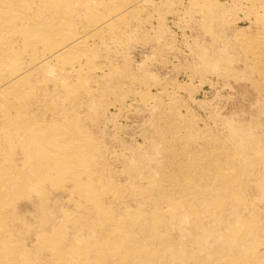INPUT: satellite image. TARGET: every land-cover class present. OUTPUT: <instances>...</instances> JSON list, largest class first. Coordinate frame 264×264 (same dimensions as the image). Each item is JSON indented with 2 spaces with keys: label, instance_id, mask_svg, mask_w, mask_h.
I'll return each instance as SVG.
<instances>
[{
  "label": "bare ground",
  "instance_id": "obj_1",
  "mask_svg": "<svg viewBox=\"0 0 264 264\" xmlns=\"http://www.w3.org/2000/svg\"><path fill=\"white\" fill-rule=\"evenodd\" d=\"M180 1L0 0V264H42V258L57 264H171L168 258L173 255L195 264L191 258L196 257V248H190L194 253L190 255V251L187 256L182 244L173 240L170 228L174 222L178 221L177 227L184 231V221L191 217L202 226L209 215L223 214L231 197L246 204L252 198L247 201L241 196L248 183L242 174L249 177L259 170L257 179L264 189V150L245 155L248 151L242 149V138L236 140L241 143L239 151L228 145L229 140L221 141L223 138H215L211 132L201 133L193 118L176 117L177 113L163 117L164 124L157 127L161 135L156 149L158 164L147 174L143 160H135L132 154L129 156L134 160L124 161L122 156L125 165L113 168L110 159L119 161L121 152L116 148L109 151L104 137L97 135L103 134L102 129L95 132L112 103L137 97L150 99L147 89L155 78L147 77L150 72L146 76L144 69V74L137 73L138 69L134 72L127 52L133 43L150 38L148 23L157 21L159 29L165 31L168 15H181ZM188 1L192 18L193 14L198 17L195 21L209 33L214 28L221 33L233 32L222 52L206 58V63L214 65L212 71L234 77L235 68L242 66L241 76L264 95V0H235L229 13L223 11L225 3L222 6L220 0ZM235 22L248 26L237 29ZM220 65L224 67L219 69ZM122 82L128 85L124 86L127 94L121 89L125 96L119 94ZM171 82L161 81L158 94L178 98L180 84ZM177 104L180 106L179 101ZM103 119L108 123L109 119ZM241 154L245 156L240 158ZM118 177L125 183L118 182ZM217 193L222 197L219 200L215 198ZM128 200L135 202L134 209L125 206L126 210L118 212L114 208L129 205ZM63 204L72 210L65 209L67 206L63 209ZM240 209L234 213L240 227L236 222L225 224L223 239L231 245L219 251V261L214 257V262L264 264L258 250L251 252V248L247 253L244 248L252 238V222L259 224L258 211L249 210L247 217L248 213ZM31 237L34 243L30 247L27 241ZM229 246L233 251L228 252Z\"/></svg>",
  "mask_w": 264,
  "mask_h": 264
},
{
  "label": "rangeland",
  "instance_id": "obj_2",
  "mask_svg": "<svg viewBox=\"0 0 264 264\" xmlns=\"http://www.w3.org/2000/svg\"><path fill=\"white\" fill-rule=\"evenodd\" d=\"M220 1L222 2V6H223V3H225L224 6H223V11L225 13H229V11L232 10V9L230 10V7L233 8V4L235 2V0H220ZM230 2L232 3V5H231ZM179 3H181L183 7L185 6L184 8H182L181 4H180L181 7L178 5V9H179V12H181L180 13L181 15L180 16L168 15L166 20H164V28L166 26V27H168L170 29L165 28L167 31L166 30L165 31H163V30L161 31L160 30L161 28L158 26L157 21H153V23H150L151 25H149V23H148L146 25V30H147V32H149L147 34H149L150 38H152V39L147 38V40L149 39L151 41L148 40V42H146L147 40H144V43H146V44L148 43L150 46L149 45L145 46V44L143 43V40H142V43L141 42H136L137 44L133 43V45L128 49L130 51L127 50L129 52V53L127 52V55L128 56L130 55L129 56L130 58L129 57L128 58L130 59L129 62L131 64V67H133V68L135 67L134 68L135 70L132 68L133 71L136 72V70L138 69L137 70V73H138V71L141 72L144 69V71H146L147 73L142 71L143 74L146 73L145 75L147 76V74H149V72H150V74H152V75L149 74L147 77H151L152 76L150 78L151 80H152V78H153V80L155 78V82L154 81L150 82V85H152V86H150L151 88L149 87L147 89L150 92L149 96L153 97V98L150 97L149 100L148 99L146 100V101H149V104H147L145 99H143L145 101L144 102V101L141 100L140 97H137V98L129 99V100L124 101V102H122L120 100V103H121V106H122L121 107V106H119L120 103H118V100H117L116 101L117 103L116 102L112 103V104H115L114 106L111 104L110 108L107 109L108 113L107 112L105 113V115H104L105 117L103 116V118L109 119V120H107L108 123L107 122L105 123L104 119L102 118L103 121L101 120L99 123H100V125H101L102 122H104V123H102L101 126L99 125V127L98 126L96 127L99 130H97L95 128V132H98V133L103 130L101 133H103L105 135H103V134L100 135V133L97 134V135L101 139L104 137L103 138L104 139L103 142H104V144H106V146L108 145V148L110 149L109 151L113 150L112 152H114V149L116 148L115 149L116 152H118V153L121 152V153H119V154H121V158L119 159V161L117 160L118 162L115 161V159H113V158L110 159L113 162L112 166L115 169H117V168L120 169L121 167H123L125 165L124 164L125 160L126 161H127V159L128 160H132L135 157V160L137 158H138L137 160H140V161L143 160L142 164H143V166L145 165V168L143 167V171L144 172L146 171L145 172L146 174L149 173V172L155 171V169L157 167V164H158V162L156 160V158L158 156V153H157L156 149L159 146L160 141H161V140H159V138L161 139V135H158V134H160V132H159L157 127L161 128V126L164 124V120L163 119L165 117H167V115H169V116L171 115L172 116V114H173L175 116L176 113H177L176 117L184 116V117H188L190 119L193 118L197 128L199 129V131L201 133L207 134V132H211V134L215 138H219V136H220L219 139L223 138V139H221V141L224 140L225 142H227L229 140L227 142L228 145H230L231 147H234L235 149H237L239 151H241V148H242L240 146L241 143L239 141H236V140L242 138V140H241V141H243V144H242L243 148L242 149L246 148L245 150L248 151V152L244 153L245 155L251 156L252 154H254V152L264 150V141H263L264 140V110H263L264 109V101H263L264 95L259 94L257 91H254L255 89L251 86V84L245 78H243L241 76V73L243 71L242 70L243 69L242 66L238 65V67L235 68L236 72H237V76H239L238 78H236L237 76L227 77V76H224L221 73H218V71H212L211 68L214 65L210 64V62L206 63V58L208 56H209L210 59H212V57L214 55L215 56L218 55L219 51H221V50H223L225 48V46L227 45L226 43L230 41V35H231L230 33H233V32H228V33L227 32H222L221 33V32H218L219 30L217 28H214V30L213 29L210 30V33H209L205 27H202L201 25H199L198 22H196L198 17H195L194 14H193V16H194L193 17L194 20H193L191 14L189 12V10H190L189 9L190 8L189 1L188 0H185V1L181 0ZM226 4H227V6H226ZM235 4H236V2H235ZM235 4H234V6H235ZM225 8L228 10V12L225 10ZM185 11H187V12H185ZM185 13H186V15H185ZM178 17L179 18L181 17V18L179 19ZM178 21L179 22L181 21V22L178 23ZM165 22H166V24H165ZM190 22H192V23H190ZM187 23H188V25H187ZM181 24H182V26H181ZM157 26H158V29L160 28L159 30L162 33H159L160 31L156 29ZM246 26H248L247 23H241V22H238V23L235 22V25H234V27H236L237 29H239L240 27H246ZM150 29H152V30L150 31ZM201 29H202V31H201ZM155 30H157V31H155ZM189 30H193V31L191 32ZM152 31H154V33L157 32V34H154ZM201 32H203V33H201ZM165 34H166V36L167 35H169V36H167V38H165L164 37ZM172 34H173L174 37L172 36V38H171L170 36ZM211 34H212V36H211ZM225 34L227 36H225ZM155 35H157V36H155ZM162 35H163V37H162ZM169 37H170V39L172 41L169 39ZM206 37H208V38H206ZM161 39H162V41H161ZM164 41H166V42H164ZM220 41H222V42H220ZM149 42H151V43H149ZM159 42H161V44ZM138 43H140L142 45H139ZM165 43H168L169 45L166 46ZM204 43H205V45H204ZM209 43L211 45H209ZM217 43H218V45H217ZM219 43H220V45H219ZM143 44H144V47H142ZM170 44L172 46H170ZM136 45H138V46H136ZM154 45L156 47V49H155V47L153 48L155 50V52H154V50H152V48H150V47H152ZM198 45H200V46H198ZM212 45H213V47L210 48V46H212ZM165 46H166V49L164 48ZM201 46H203V47H201ZM132 47H135V48H132ZM158 47H160V49ZM171 47L173 49H175V50L173 51L171 49ZM161 48H162V50H161ZM199 48H201L202 50H199ZM167 49L168 50L170 49L169 50L170 52L166 51ZM206 49L207 50H212L213 49V50L211 52H209V51L206 52ZM159 50L162 51L161 52L162 54L158 53V52H160ZM164 52H165V54L163 56ZM166 52H169V53L167 54ZM215 52H217V53H215ZM160 54H161V56H160ZM153 56H155L156 60L154 59ZM221 63H224V60L221 61ZM139 66H144V67H140L139 68ZM222 67H224V66H222ZM222 67L220 65L218 68L222 69ZM139 69H141V70H139ZM211 72L212 73L215 72V73L212 74ZM238 73H239V75H238ZM200 74H202V75H200ZM208 74H210V75H208ZM168 80H169V82H171L170 80H172V82L177 84V85L180 84V85H178L180 89H179V92H178V94L176 96V97L179 96L178 98H172V97H170L169 95H166V94L165 95L164 94L163 95H159L158 94V86H159L158 84L161 81L162 82L163 81L164 82L167 81V83H169ZM152 83L154 84V86H153ZM125 84L123 83L122 84L123 87L121 88L122 85L120 83L121 86H120V92H119V94L122 93V95H124V96H125V94L128 93V90H127L128 85L127 84L125 85ZM124 86H126L127 88H125ZM121 89H122V91H124V93L126 91L127 92L125 94H123ZM139 89L141 91H146L145 87H141ZM153 93L155 95H157V96H155ZM258 96H262V97H258ZM154 97H156V99L158 98L157 99L158 101ZM259 98H260V100H259ZM136 99H138V100H136ZM176 99H179L178 101H179L180 106H181V103H182V106H181L182 108L180 106H178V104H177L178 101ZM130 100L133 101V102H131ZM174 101L177 102V103H175ZM141 102H143V103H141ZM122 103H123L124 106L122 105ZM157 103H158L159 107L157 106ZM172 103L176 104V106L174 104H172ZM112 106L115 107V108H113ZM167 106H168L169 109L167 108ZM177 106H178V108H177ZM125 107L128 108V109H126ZM170 107H172L173 112H172V110H170L171 109ZM174 107H176V108H174ZM161 109H162V111L165 110L166 113L162 112ZM154 113H156V115ZM255 115H257V116H255ZM261 117H263L262 120H261ZM157 119L159 120L158 122H157ZM160 119H161V121H160ZM155 121L157 122V124H155L156 123ZM197 123H198V125H197ZM157 125H160V126H157ZM102 126H104L105 129L102 128ZM152 127H153V129H152ZM203 127H204V129H202ZM206 127H207V129H206ZM239 127H241V128H239ZM105 132H107V133H105ZM155 133L157 135H155ZM245 134H247L248 136L245 135ZM251 134H253V135H251ZM227 137H229V138H227ZM235 137H239V138H235ZM113 138H115V139H113ZM153 140L156 141V142H154ZM157 140H158V142H157ZM204 143L205 142H203V144ZM138 148H141L140 150L142 152L144 151L145 148H148V150L146 149L145 150L146 153H144L145 152L144 151L143 154H142V152ZM136 149H137V152H138V150L140 152V153H138V155L135 153ZM147 151H149V152H147ZM122 152H124V153L122 154ZM129 155L134 156V157L132 158ZM245 155L241 154L240 158L245 156ZM122 156H124V161L121 162ZM136 156H139V157H136ZM141 156L143 158L148 157V156L149 157H148V159H143V158L141 159L140 158ZM127 157H129V158H127ZM238 161L240 163L244 162L243 159H240ZM120 162L123 165L120 164ZM242 165L243 164H241L240 166H242ZM257 173H258V176H255ZM260 174L261 173H260L259 170H258V172L256 170V173H254V175H251L249 177L246 174H242L244 180H246V183L248 182L247 183L248 186L246 185L242 189V193L243 194H241V196L243 198H245L247 201L250 198H252L246 203L248 207L246 206V204L240 203L237 200L238 199L237 197H235V196L231 197L227 201V203L231 204L232 206L226 203L224 205V208H223L224 212L222 211L223 214H216V216L214 215V217H213V215H209V218L203 220V223H202L203 225L202 226L206 227V230L204 229V227L197 225V224H199V222H198V220L194 219V217H191L190 219L184 221V224H183L184 228H185L184 231L180 230L177 227L178 224H179L178 221H176L177 225H176V222H174L175 224H173L172 227L170 228V230H171L170 232H171V235L173 237V240L176 241V243L182 244V247L185 249V251L187 253V256H188V254H190V251H191L190 255H193V253L195 252V256L196 257L193 256L194 259L191 258L192 256L189 255L190 256L189 258H191V260H193L195 264H198V263L199 264L210 263L209 259H210V261L212 260L211 264H218L217 261H219V259H217V258L219 256V251H221L223 249L225 250L226 248L228 249V247H226V246L228 244L231 245L230 242L228 243L225 239H223L224 238V232L223 231L225 230V228H223V227H225L226 223L227 224H230V223L233 224V223L236 222L235 221V219H236L235 217H236L237 214L236 215L234 214L236 212L235 209L237 210V209H240V208H241L240 210H243L244 214L248 213V215H246L247 217L249 216V214L251 212L249 210L253 209L255 212L258 211V213H256V214L257 215L259 214V216H258L259 224H257V225L255 224L254 225L253 222H252V230H251V233H250V237H252V238L249 239L250 241L247 242L246 245H244V248H246L245 251H247V253H249L250 251L251 252L252 251L253 252L254 251L257 252V250H258V253L261 254V256H263L262 258H264V222H263L264 221L263 220L264 219V189L259 184V182H258L259 180L257 179L260 176ZM117 179H118L117 180L118 182L123 180L120 183H125V181H126L122 177L121 178L118 177ZM249 186H250V188H249ZM249 190H250V193L248 192ZM256 190H257V192H260V193L257 194V192H255ZM251 191H253V192H251ZM244 193H246L245 194L246 196L244 195ZM215 198L217 200H219V198H222V197L219 196V194L217 193L215 195ZM129 202H130L129 205H123V207H122V205L121 206H117L116 205V207L114 205V208H116V210L118 209L117 210L118 212H119V210H122V209H123L122 211L126 210V207H127V209H134L135 206H136L135 202L133 200L132 201L128 200L126 203L128 204ZM64 204H63L62 208L67 206V205H64ZM237 205H239V206L242 205V206L239 207ZM256 205H258V206H256ZM228 206H230V207H228ZM226 207H228L229 209L226 208ZM236 207H238V208H236ZM66 208H67V210H69L70 205L65 207V209ZM146 208L149 209V210L151 209L149 207H146ZM232 209H233V211H231ZM70 210H72V208H70ZM229 210H230V212H228ZM228 216H229V218H228ZM224 217L226 219L228 218L227 220H230V221H228L229 223L226 221V219H224ZM232 218H234V219L232 220ZM205 220H208V221H205ZM213 221H214V223H213ZM205 222H206V224H205ZM211 222H212V224H211ZM219 222H221V223H219ZM236 223H238V222H236ZM220 226H221V228H220ZM238 226H239V223H238ZM253 227H254V229H253ZM172 228L174 229L173 231H172ZM202 228H203V230L205 232L202 230ZM220 229H223V230H220ZM175 230H176V232H175ZM207 230H209V232L212 235L209 234V232ZM214 230H216V232L218 230V232L214 233L215 232ZM174 233H177V234H174ZM204 235H206V237L208 235L209 236L207 238H205ZM258 235H260V236H258ZM32 238H34V237H31V239H28V241H27L29 245L31 244L30 247L34 243V240H32ZM197 240H199V241H197ZM185 241H187V242H185ZM195 242H196V244H195ZM187 243H188V245H187ZM197 244H199V245H197ZM211 246L214 249H212ZM223 246H224V248H223ZM190 248H193V249L196 248V249L193 252V249H190ZM200 248H202V249H200ZM232 248H233L232 246H229L230 250L228 252L233 251ZM210 249H212V250H210ZM212 251H214L215 254L214 253L211 254ZM202 253H204V255ZM203 256H205V257H203ZM175 257H176V259H174ZM199 257H201V258L203 257V258L201 259ZM214 257H216V258H214ZM204 258H206L207 261H205ZM213 258L215 260H217V261L214 262ZM168 259L171 261V264H172V262H173V264L175 262H176L175 264H178V262H180L179 264H183V263L187 264V261L183 262L184 259L178 258L175 255H173V257L170 256V258H168ZM41 261H44V262H42V264H45V263H47V264H57L54 260H52V259L50 260L48 258H42ZM92 263L99 264L96 261H93Z\"/></svg>",
  "mask_w": 264,
  "mask_h": 264
}]
</instances>
